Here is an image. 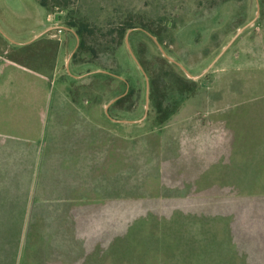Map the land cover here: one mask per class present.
<instances>
[{"label": "rangeland", "instance_id": "374dc122", "mask_svg": "<svg viewBox=\"0 0 264 264\" xmlns=\"http://www.w3.org/2000/svg\"><path fill=\"white\" fill-rule=\"evenodd\" d=\"M46 3L0 0V47L22 64L38 68L45 63L48 71L55 61L52 52L50 57L31 56L44 37L20 49L14 42L42 29L57 31L61 40L68 37L69 50L74 48L69 70L83 73L69 79L74 89L106 99L126 90L127 99L112 106L119 117L133 123L130 166L110 180L100 176L99 181L84 184L83 232L74 234L73 245L58 248L60 264H79L81 257L83 264H175L179 246L189 238L199 233L211 237L212 225L226 228L224 216L203 211L235 213L232 224L241 238H249L240 230L255 223L256 217L264 225V182L251 181L250 160L244 161V182H224L221 191L211 195L202 183L195 184V192L189 191L193 184L188 183L187 167L189 161L204 166V150L210 146L204 135L188 140L187 124L204 105L200 100L207 95L264 94V0ZM172 107L173 114L161 122L159 117ZM245 142L250 143L251 136H245ZM26 153L21 151L20 156ZM0 169L5 178L13 176L12 170H23ZM57 211L58 215L30 216V231L29 216L0 214V264L14 250L18 259L27 237L24 264H36L35 244H42L45 229L52 235V228L65 229L70 220L63 207ZM52 237L56 243L67 234L60 231ZM81 241L82 250L75 246Z\"/></svg>", "mask_w": 264, "mask_h": 264}, {"label": "crops", "instance_id": "0c3cea01", "mask_svg": "<svg viewBox=\"0 0 264 264\" xmlns=\"http://www.w3.org/2000/svg\"><path fill=\"white\" fill-rule=\"evenodd\" d=\"M56 32L42 29L14 42L20 49L44 37L31 56L50 57L52 52L55 61L48 71L45 63L38 68L22 64L0 47V168H23L21 173L12 170L13 176L7 178L0 172V214L29 216L28 230H32L30 216L58 215L59 206L70 219L65 229H51L52 235L66 232L61 242L52 243L54 237L42 229L43 242L35 244L36 264H60L59 250L73 245L74 234L83 232L84 184L99 181L100 176L110 180L129 167L131 159L132 120L119 117L112 106L126 90L109 99L83 94L81 88L75 90L69 79L83 73L70 72L68 63L74 48L69 50L68 37L61 40ZM199 103L204 105L187 124L188 140L192 135H204L210 146L204 150V166L187 163L188 183L193 184L189 191L195 192V184L202 183L208 195L218 194L224 182H244L245 160L251 161V181L264 182V94L207 95ZM171 125L175 128V121ZM245 136H251L250 143L245 142ZM21 151H27L26 155L20 156ZM202 213L224 216L226 228L223 231L211 224V237L199 233L189 238L179 246L175 264H264V225L257 217V223L241 225L240 231L249 236L241 238L232 224L235 213ZM28 243L29 237L21 246L19 264L25 262ZM75 246L82 250V241ZM79 264H83L82 257Z\"/></svg>", "mask_w": 264, "mask_h": 264}, {"label": "trees", "instance_id": "16d2710c", "mask_svg": "<svg viewBox=\"0 0 264 264\" xmlns=\"http://www.w3.org/2000/svg\"><path fill=\"white\" fill-rule=\"evenodd\" d=\"M38 1L40 2L41 5H44V6L47 5V3H46L47 0H38ZM71 24H72V23H71ZM77 32L80 34V33H81V30L78 29ZM155 81H156V80H153V83H154ZM176 83H178V82H176ZM178 85H179V84H178ZM127 97H128L127 94H124L122 97L116 99V100H115V103H116V104H117V103H120V102L126 100ZM174 111H175V107H172L167 113H165L164 116L159 117V120H160L161 122H164L167 118L170 117V115H171ZM16 251H17V249H16ZM15 255H16V253H15V250H14V252H12V256H11V258H10V257L8 258V256H7L6 259H3V261H5L4 264H19V262H17V261H18V259H17V255H16V257H15Z\"/></svg>", "mask_w": 264, "mask_h": 264}, {"label": "water", "instance_id": "95a60500", "mask_svg": "<svg viewBox=\"0 0 264 264\" xmlns=\"http://www.w3.org/2000/svg\"><path fill=\"white\" fill-rule=\"evenodd\" d=\"M246 26V24L244 26H242L241 28L238 29V31L235 33V35L231 38V40L228 42V44L224 47V49L233 41V39L237 36V34H239V32ZM135 57V56H134ZM136 62L138 63V65L142 68L141 64L138 62L137 58L135 57ZM143 70V69H142ZM147 78V75H146ZM147 83H149L147 81Z\"/></svg>", "mask_w": 264, "mask_h": 264}]
</instances>
